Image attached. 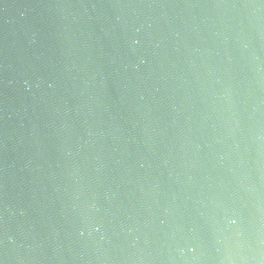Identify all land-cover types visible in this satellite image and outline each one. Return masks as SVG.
I'll return each mask as SVG.
<instances>
[{"label":"water","instance_id":"95a60500","mask_svg":"<svg viewBox=\"0 0 264 264\" xmlns=\"http://www.w3.org/2000/svg\"><path fill=\"white\" fill-rule=\"evenodd\" d=\"M0 264H264V0H0Z\"/></svg>","mask_w":264,"mask_h":264}]
</instances>
